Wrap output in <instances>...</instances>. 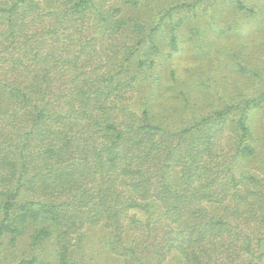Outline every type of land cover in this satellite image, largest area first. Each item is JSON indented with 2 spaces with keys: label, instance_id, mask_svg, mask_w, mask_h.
Listing matches in <instances>:
<instances>
[{
  "label": "trees",
  "instance_id": "obj_1",
  "mask_svg": "<svg viewBox=\"0 0 264 264\" xmlns=\"http://www.w3.org/2000/svg\"><path fill=\"white\" fill-rule=\"evenodd\" d=\"M218 17V37L264 34L248 0H0V264H51L9 262L24 240L76 264L97 227L123 264H264V67L233 49L244 83L199 76L197 99L164 69L183 22L201 45ZM165 72L170 103L133 110Z\"/></svg>",
  "mask_w": 264,
  "mask_h": 264
},
{
  "label": "rangeland",
  "instance_id": "obj_2",
  "mask_svg": "<svg viewBox=\"0 0 264 264\" xmlns=\"http://www.w3.org/2000/svg\"><path fill=\"white\" fill-rule=\"evenodd\" d=\"M250 3L260 2V6L264 9V0H248ZM129 10L125 11V15H128ZM218 12V11H217ZM225 21L221 18H217L214 21V25L211 27H202L200 30L201 45H196L193 40H188L186 31V24L183 22L178 32L182 34L181 49L179 52L174 53L170 57L164 67L167 71L174 70L176 81L179 83L178 91L184 90L186 93L190 92V97L197 99V94L192 91L193 86L196 83L197 77L204 76L207 80H212L206 83L205 86L217 88L224 94L233 93V84L242 85L244 78L237 75L233 69L229 68L228 60L230 54L233 53V49L241 48L244 51V55L251 61L256 63L260 69L264 67V34L255 33L248 30L240 37H234L233 34L226 37L224 35L217 36L218 28L223 29L225 27ZM233 32V29H232ZM263 50V51H262ZM163 86L152 89L146 87L140 89L136 93V98L130 107L139 111L144 106L150 107L153 112H158L164 109L165 105L169 104L170 89L166 86L172 85L171 80L168 78L167 72L164 73ZM254 125L260 132L262 130V124L259 122V115L255 114ZM261 132L260 134H262ZM210 211L213 213L219 212L218 207L211 206ZM143 211L139 208H135L131 211V214L135 215L139 219L144 217ZM126 231L129 236H133L135 231L131 227H127ZM109 236L108 231H103L100 228H92L83 238L82 244L79 247H75L69 254V257L73 256L76 264H123L122 259H118L111 255L108 251L104 250L101 246V242ZM11 254L8 261L15 263L16 261L31 257L34 254H38L40 260L49 261L51 264L55 263L57 258V251L53 246L45 244L44 249L33 250L28 247V241L24 240L20 242L18 248L7 252ZM177 257L174 253L170 258Z\"/></svg>",
  "mask_w": 264,
  "mask_h": 264
}]
</instances>
